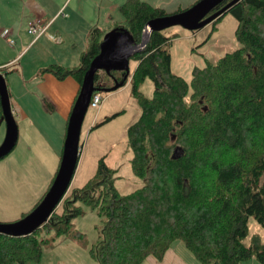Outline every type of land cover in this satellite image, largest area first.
<instances>
[{"label": "trees", "instance_id": "16d2710c", "mask_svg": "<svg viewBox=\"0 0 264 264\" xmlns=\"http://www.w3.org/2000/svg\"><path fill=\"white\" fill-rule=\"evenodd\" d=\"M192 5L169 13L146 0H126L115 28L128 30L140 43L151 19ZM229 13L238 21L235 35L241 47L216 63L195 67L190 80L173 72L171 54L163 48L169 38L161 31L153 32L145 49L130 59V69L132 60L137 64L120 89L128 85L141 109L127 135L132 171L144 185L120 193L116 170L102 157L96 174L83 187L72 188L36 232L0 233V264L39 261L50 242L47 233H72L73 219L83 214L78 202L106 218L103 239L91 249L99 264H143L148 257L162 261L176 240L202 264H243L253 257L264 264V243L259 238L250 246L244 243L251 218L264 227V0L237 2L214 21L215 27ZM106 34L92 29L76 67L52 63L41 74L75 78L81 88ZM125 74L99 70L95 85L111 88ZM147 80L155 86L152 97L141 90ZM177 147L183 153L175 159Z\"/></svg>", "mask_w": 264, "mask_h": 264}, {"label": "rangeland", "instance_id": "374dc122", "mask_svg": "<svg viewBox=\"0 0 264 264\" xmlns=\"http://www.w3.org/2000/svg\"><path fill=\"white\" fill-rule=\"evenodd\" d=\"M70 1L67 0L62 7L61 17L54 23V29L71 32L70 38H67L65 42L67 56L66 63L63 65L76 67L82 53L89 46L92 29L99 27L107 32L114 29L115 24L111 16L113 15L116 20H123L120 8L126 0H74L71 3ZM150 1H155V4L159 6L163 0ZM197 1L181 0L183 7H188ZM63 2L64 0H0V6L5 7L6 16H11L14 21H21L26 25L22 17L27 19L31 17L34 20L39 17L42 23L45 21L43 17L53 15ZM110 7L114 8V12H111ZM167 11L170 13L174 9L170 8ZM68 15L73 18L69 22L64 19ZM237 26V19L229 13L216 27L212 22L195 32L181 26L162 30L161 33L169 38L163 48L171 54L173 72L190 80L195 67H205L208 63H216L226 53L241 47L235 35ZM50 32H53L52 29ZM40 42L45 43L44 49L49 47L47 50L51 55L52 49L58 55L61 54L62 47L59 45L45 40ZM39 49V46H35L26 58L35 59L40 52ZM136 64L134 60L131 61V71L135 69ZM8 72L9 94L13 93L15 97L14 91L19 94L20 91L31 90L30 94L36 98L34 100L31 95V100H34L36 107H29L27 99L17 101L15 108L21 106L19 112L24 109L28 116L22 118L20 114L15 115L20 130L18 143L9 155L0 160V222L5 223L19 220L30 213L48 192L60 166L66 131V124L60 116L61 110L56 107L54 112L49 111L42 100L45 97V90L39 82L26 81L19 64L8 68ZM102 78H105L103 73ZM99 83L103 84L104 81ZM154 88L153 82L147 80L141 90L148 97H152ZM101 94L106 100L100 110L98 124L108 118L111 119L101 126H95L96 124L92 123L95 110H88L81 133L79 165L64 199L71 194L72 188L83 187L96 174L102 157H105L106 163L116 170L114 183L120 193H131L145 183L132 171L133 153L128 144L127 135L129 126L141 115L138 102L128 86L123 90L101 92ZM35 112L42 116L40 119H45V116L47 120L39 121L36 119L38 114ZM3 127L5 132L2 141L0 139V145L6 136V125ZM78 205L82 207L83 214L73 219L72 233L60 237L55 236L54 233H43L50 242L44 246L40 260L29 264H99L98 260L92 256L91 249L103 239L102 231L106 218L99 215L96 208L82 202H78ZM78 233L82 236L76 235ZM255 238H259L264 243V227L251 218L249 233L244 243L250 246ZM170 248V251L179 254L183 264H202L182 240H176ZM243 264L261 263L253 257L244 261Z\"/></svg>", "mask_w": 264, "mask_h": 264}, {"label": "water", "instance_id": "95a60500", "mask_svg": "<svg viewBox=\"0 0 264 264\" xmlns=\"http://www.w3.org/2000/svg\"><path fill=\"white\" fill-rule=\"evenodd\" d=\"M224 1L198 0L183 11L151 19L143 29L140 43H136L134 36L126 29L114 28L107 32L101 43L99 54L92 60L84 75L80 92L68 120L60 166L48 192L42 201L23 218L8 223L0 222V233L16 237L30 235L44 226L59 207L72 185L79 165L82 127L93 94L97 91L113 92L122 87L131 71V57L145 49L153 32L174 26H181L189 31H199L241 0H232L224 7L215 10ZM113 69L125 71L124 80L111 88L97 87L96 73L99 70L110 72ZM0 102L7 127L5 139L0 145L1 160L15 149L19 140V126L13 114L8 85L3 74H0ZM182 153V148L177 147L173 158H178Z\"/></svg>", "mask_w": 264, "mask_h": 264}, {"label": "crops", "instance_id": "0c3cea01", "mask_svg": "<svg viewBox=\"0 0 264 264\" xmlns=\"http://www.w3.org/2000/svg\"><path fill=\"white\" fill-rule=\"evenodd\" d=\"M66 1L67 0H64L63 4L54 11L53 15H50V16L47 15L43 17V20L45 21H43L44 23L42 22V24L43 25L49 24V26L47 28V32L45 34H41L40 36L30 33L28 30L29 23L34 21L33 18L30 17V19H27V17H22V21H24V23L26 24L24 25L21 21L20 22L14 21L11 16H6V14H4L5 7L0 6V63H3V64L11 63V66H14L15 64H19L21 73L24 76L26 81L28 82L38 81L39 82L40 86L43 87L45 90L44 91L45 97L42 100L44 101L49 111L54 112L56 110V107L61 110L60 116L61 118H63V121L66 124V131H67L68 120H69L71 111L73 109V106L75 104V101L77 99V96L80 92L79 82L75 80V78H72V77L66 78L64 80H59L56 77H54L52 74H49V73L41 74L40 72L41 69L48 67L52 63H61V64L66 63L65 59L67 56L66 54L67 46H65V42L67 38L68 39L70 38L71 32H68L62 29H54V23L61 17L62 7L66 3ZM72 1L74 0H71L70 3ZM146 1L157 6L155 4V1H150V0H146ZM159 6L164 8L165 10L173 8L174 11L177 10L179 7L186 8V7H183V2H181V0H163L162 4ZM110 10L111 12H114L113 7H110ZM57 16L59 17L56 19ZM111 17H112L113 24L122 21V20L121 21L116 20L113 15ZM37 18L39 20V17ZM64 19L69 22L73 18L71 15H68ZM50 29H52L53 32H50ZM4 30H8V33L6 36H3L2 34ZM51 35L60 36L62 38V42L54 41L51 38ZM10 40H14V44H11ZM41 40L42 41L45 40L46 42L52 43L54 45H59L60 47H62L61 52H60L61 54L58 55L55 52V50L52 49L53 52L50 51L52 53L51 55L48 51L49 47H47L48 50L44 49L43 45L45 43L40 42ZM35 46L40 47L39 49L40 52L38 53L37 57L35 59L29 58V57L26 58L28 53H30ZM11 66H9V68H11ZM4 73H5L6 81H8V83L10 84L9 82L10 77H9L8 69H5ZM124 88H122L121 90H123ZM30 91L31 90H28V92L20 91L19 94H17L14 91L15 97L13 93L11 92L12 93L10 94L11 103H12L11 105H12L14 116L17 114H20L19 116L22 118H25L28 116V114L26 113L24 109H22L19 112V109H21V106L19 107L17 106V108H15V105H17V101H21V99L22 100L27 99V103L29 107L31 108L36 107L35 103L33 102L36 98H34L32 94H30ZM31 95H32V98H34V100H31ZM105 100L103 104L101 105V107L95 110V115L93 118L94 120L92 123H95V124L98 123L97 119H99L98 117L100 116V110H102L105 104ZM1 110H2V107H1V102H0V112ZM37 114H38V117L36 119H38L39 121L47 120L45 116H44L45 119L43 118L40 119L42 116L39 113ZM3 125L4 126L6 125L5 121H3L0 124L1 141L3 139L4 132H5V128L3 127ZM66 131L64 134V138H63L64 142L66 138ZM19 135H20V130H19ZM62 151H63V146H62ZM61 156H62V152H61ZM61 156H60V161H61ZM170 249L167 251L162 261H158L157 259L153 257H148L143 264H183L179 254L177 252L176 253L172 252V250L170 251Z\"/></svg>", "mask_w": 264, "mask_h": 264}, {"label": "built area", "instance_id": "2783aa9c", "mask_svg": "<svg viewBox=\"0 0 264 264\" xmlns=\"http://www.w3.org/2000/svg\"><path fill=\"white\" fill-rule=\"evenodd\" d=\"M49 24L46 26H43L40 20L36 19L29 23L28 30L30 33L36 34L40 36L41 34H45L47 32ZM8 33V30L3 31V36H6ZM51 38L56 42H62V38L60 36H52ZM11 44H14V40H10ZM9 66H11V63L3 64L0 63V74L5 75L4 70L8 69ZM105 98L102 96L100 92H95L91 98L89 109L97 110L101 107L103 104Z\"/></svg>", "mask_w": 264, "mask_h": 264}, {"label": "flooded vegetation", "instance_id": "af4514ba", "mask_svg": "<svg viewBox=\"0 0 264 264\" xmlns=\"http://www.w3.org/2000/svg\"><path fill=\"white\" fill-rule=\"evenodd\" d=\"M119 90V89H118ZM117 91V90H116ZM114 92V91H113Z\"/></svg>", "mask_w": 264, "mask_h": 264}]
</instances>
